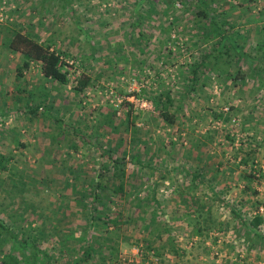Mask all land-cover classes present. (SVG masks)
Masks as SVG:
<instances>
[{
  "label": "rangeland",
  "instance_id": "obj_1",
  "mask_svg": "<svg viewBox=\"0 0 264 264\" xmlns=\"http://www.w3.org/2000/svg\"><path fill=\"white\" fill-rule=\"evenodd\" d=\"M208 5L0 0V222L15 234L0 228V264H263L246 236L264 234V218L250 226L264 214V59L253 70L218 50L208 26L259 58L264 0ZM15 30L57 50L70 82L39 61L19 76Z\"/></svg>",
  "mask_w": 264,
  "mask_h": 264
},
{
  "label": "trees",
  "instance_id": "obj_2",
  "mask_svg": "<svg viewBox=\"0 0 264 264\" xmlns=\"http://www.w3.org/2000/svg\"><path fill=\"white\" fill-rule=\"evenodd\" d=\"M202 4V10H203V15H208L209 13L207 12L209 5H208V0H199ZM211 31H213L215 34H217L220 37L219 45L217 49L219 50V46L221 45L220 51H222L225 47L228 49L225 50L226 54L229 55V50L235 49L236 52H238L237 56H242L244 59H246L249 63V66L255 69L256 63L261 60L260 58L264 59V39L261 41L259 44H257V47L261 49L263 55L261 57H255L250 54L245 53L244 48L240 47V45H237L236 43H228L227 39L229 38V30L224 27L223 22L218 21L217 19H212L209 21V26ZM8 47L11 48L13 51L19 52L22 54V65L18 69V75L21 76L23 75L24 69H28L33 61H39L41 62V71L45 77L52 78L53 80H56L61 83H68L70 82V72L64 68L65 66V61L62 57V55L55 49H53L50 45L42 43L34 38H32L29 34L21 31V30H15L9 41H8ZM225 51L220 52L221 56L222 54L225 53ZM240 53V54H239ZM228 62L231 63V60L228 59ZM217 63H215L216 65ZM239 69H241V66H238ZM237 69L235 75L233 76L234 79H240L243 78L245 80L246 76L248 75H241L240 70ZM195 78L197 75V69H193ZM91 82V76L88 73H81L80 77L78 78L76 85L74 86V89L78 92H82L86 89V87L90 84ZM167 114V113H166ZM164 115L165 119H167L170 122H174V115ZM120 178L124 177V170L119 173ZM197 175H193L194 178H198ZM119 188H123V183L122 181L119 183ZM100 196V194H97ZM263 220V217L256 215L255 218L252 220L250 223V226L256 228L258 225L261 224ZM113 223H118V219L116 222ZM0 228H2L3 232H6L9 234V236L14 237L15 234L13 231L5 226L3 223L0 222ZM206 228V227H205ZM202 229H198L199 234L202 233ZM173 248V247H172ZM174 249V248H173ZM174 250H177L174 249ZM14 262L12 263H17V260L14 259L13 257L10 259Z\"/></svg>",
  "mask_w": 264,
  "mask_h": 264
},
{
  "label": "crops",
  "instance_id": "obj_3",
  "mask_svg": "<svg viewBox=\"0 0 264 264\" xmlns=\"http://www.w3.org/2000/svg\"><path fill=\"white\" fill-rule=\"evenodd\" d=\"M259 216L264 218V214H262V213H260ZM247 236H249V234ZM247 236H246V240L248 241L251 249H255V250L258 249L259 250L258 252L261 253L264 250V234L261 232V230H258V228L255 229V235L251 237L253 239V242H250L249 240L251 238L247 239ZM247 241H246V243H247ZM263 255H264V253H263ZM255 261L258 263L264 264V259H258L257 258V260H255Z\"/></svg>",
  "mask_w": 264,
  "mask_h": 264
}]
</instances>
